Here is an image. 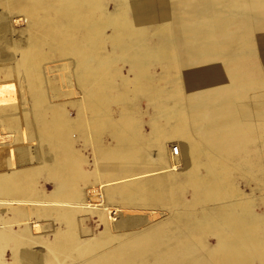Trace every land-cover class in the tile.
I'll return each instance as SVG.
<instances>
[{
  "label": "bare ground",
  "instance_id": "6f19581e",
  "mask_svg": "<svg viewBox=\"0 0 264 264\" xmlns=\"http://www.w3.org/2000/svg\"><path fill=\"white\" fill-rule=\"evenodd\" d=\"M108 2L27 0L16 22L6 8L7 0H0V34H12L9 41L0 37V127L5 132L0 138H13L16 143L13 148H0V207H7L0 213V245L11 255V261L0 264H24V258L21 256L20 262L17 254L19 248L31 253L34 264H253L254 258L264 264V211L257 212L258 206L264 205V173L258 162L260 156L264 158V83H250L255 68L244 67L242 78L227 73L230 86L222 84L217 92L203 94V105L212 121L201 142L190 134L188 124L178 129L166 121L178 117V110L185 119L189 115L191 108L184 92L191 79L213 85L221 78L210 72L197 77L186 73L185 83L161 82L162 87H158L160 79L178 67L173 39L170 44L148 49L145 40L138 37L146 33L126 18L125 0H114L111 11L106 9ZM20 22L24 27L15 30ZM182 35L199 39L203 34L195 29ZM127 62H132L138 75L123 70ZM148 68H159L158 76L151 75ZM78 86L84 91L80 97L75 96ZM182 94L183 105H175V97ZM27 100L33 104L27 105ZM67 101L78 108L77 121L66 123ZM141 101L150 110L147 125L151 131L147 134L140 129L141 112L137 113ZM169 126L175 133L187 130V138H182L186 145L165 138ZM67 133L77 138H63ZM34 140L58 150L54 160H45L42 167V171H53L47 175L55 184L51 197L33 186L39 171L30 165L27 144ZM165 140L175 143L176 155ZM74 143L92 149L91 164L81 161L73 150ZM147 147L158 151L155 163L148 161ZM11 166L15 169L7 173ZM231 169L247 180L249 194L239 192ZM180 173L183 183L177 182ZM78 176L87 178L94 187L88 204L82 198V183H74L75 196L67 193L66 179ZM142 192H146V206L153 209L152 202H159L167 208L164 211L169 221L176 219L179 224L189 221L191 213L201 215L204 231L199 233V244L204 258L186 257L184 251L162 244L157 238L162 226L126 245L110 237L118 225L112 218L121 205L116 199L124 202L129 194L141 197ZM89 209L92 221L95 219L93 247L107 251L103 257L85 262L88 255L78 253L77 217ZM50 217L60 228L52 235V242H42L31 228L38 232L42 229L38 223ZM224 224L231 229L229 235L223 232ZM99 226L101 231H97ZM71 230L75 236L68 235ZM127 246L135 251H118Z\"/></svg>",
  "mask_w": 264,
  "mask_h": 264
},
{
  "label": "rangeland",
  "instance_id": "374dc122",
  "mask_svg": "<svg viewBox=\"0 0 264 264\" xmlns=\"http://www.w3.org/2000/svg\"><path fill=\"white\" fill-rule=\"evenodd\" d=\"M130 1L132 0H125L127 11L126 18L129 22L133 23V25L136 24L135 26L139 27V29H142L146 33L147 36L138 37L139 39H141V41L145 40V42L143 41V43L148 44V49H152L157 46H164L165 43L170 44L172 39V42L175 43L174 47L177 51L176 53L178 57V67H174L172 71H169L166 74L167 76L164 75L162 77L163 79H160V84L158 85V87H162L161 82H166L168 85H174L173 81L177 82L178 84L185 83V81H187V78H185L186 73L189 76L197 77L200 75L203 76L204 74L210 72L211 76H217L218 78H221L213 85H209V83H207L206 85L208 86L200 83L198 79V81L196 79H191L192 83L189 84L188 90L184 92V96L186 95V97H188L191 108L189 115L185 119L181 114V111L178 110V117H173L170 121H166V123H172V126L174 125L178 127V129L182 128V125H184V123L188 124V130L190 134H194V138L203 142V138H206V132L208 131L210 122L212 121L211 118L208 117V110L205 109L206 107H204L203 105L205 103L203 99L206 98H203V94L205 96V94H209V91L211 90H216L215 92H217V89L220 88L222 84L230 86L232 83L229 85L230 80L226 77L227 73H234L236 77L238 76L239 78H242L244 75V67H247L248 69H252V67L255 68V73L252 74L255 78L248 79L250 83H264V0H169V17H167L165 10L159 8L157 2L149 1L147 2V4L137 2L138 4L133 5L134 8H136L133 9L132 3H130ZM144 1L146 2V0ZM114 3V0H110V2H108L106 6V9L111 11L113 9ZM25 6H27V0H7L6 8L9 10L8 12H12V14H14H11V17H13V21H18V12ZM138 9H142L141 13L133 14V11ZM1 11L2 10L0 9V12ZM160 12H163L164 14H161ZM2 15L10 17L9 14ZM49 17L54 18V15L50 14ZM11 19L12 18H10V21ZM149 20H151V22ZM154 20H159V22ZM13 21H11V23ZM18 24H16L18 26H14L15 30L23 28L25 25L24 22H20ZM209 24L210 29L208 28ZM195 29H198V31L202 32L203 34L200 36V40L198 38L194 39L192 38V36H189L187 39L183 37L182 33H193V30ZM6 33H8V35L4 36L3 33L0 34V37H8L7 41H9L12 34L9 32ZM44 50L47 49L44 48ZM195 61L198 62L197 65ZM190 64L192 66H190ZM232 64H236L237 66L235 68L229 66L230 69H228V65ZM131 66L132 62H127L125 63V65H123V70L125 72H129L132 75H138L137 69ZM184 67L185 69H183ZM148 72L153 76H158L157 73L160 72V69L156 68V70H154L153 68H148ZM117 90H120V88H118ZM83 93L84 91L82 92L81 86H78L75 96L80 97ZM111 94L115 95V91H112ZM184 96L182 94L175 97V105H183ZM245 98L246 97H244L243 99L245 100ZM244 100L242 102H244ZM26 103L30 106L33 104V101L27 100ZM25 107L26 106H24V108ZM66 107L67 114L69 115L67 117L66 123H70L71 119L77 121L76 115L78 114V108L76 107L75 103L73 101H67ZM140 112L142 116L139 115ZM149 112L150 110H148L146 102L141 101L138 105L137 113L141 117H139V123L141 122L140 129L146 134L151 131L150 126L147 125L150 122L149 117L147 116V113ZM4 133V127H0V134L3 135ZM243 133L245 134L246 138H249L251 142L252 139L251 137H249L245 129ZM70 134L72 133H67L63 138H77L76 134ZM166 134L167 135L165 138H174V140H177V143H182L184 145L187 144L186 140L182 139L187 138V130L175 133L171 131V126H169L166 128ZM259 138H262V136H260ZM0 140V148H5L8 146L13 148V146L16 145V143L13 142V138H3V140L2 138H0ZM165 142L168 148L172 147V153H175L176 155L175 148L177 146L175 145V143L172 140H165ZM31 143L27 144L30 150V165L33 167V169L39 171L34 178L35 180L33 179V186L37 190L40 189L39 191L42 195L51 197L54 191L53 189L55 188V184L53 180L48 179L47 175L49 174V172L53 171H42V167L46 163L45 160L51 159V162L52 160H54L53 157L57 155L58 150L50 149L46 147V145L38 143L35 140ZM73 150L77 152V155H79V158L81 157V161H83L85 165L88 166L89 164H91L90 161H92V149L89 146H83L81 143H74ZM45 152H48V154H45ZM157 153L158 151H156L152 147H147L145 150L147 159L151 163H155L157 161ZM223 154L226 155L225 152H223ZM258 160V162L261 164L260 168L264 173L263 156H260ZM51 162H49L48 164L51 165ZM239 167L243 168L244 166L240 164ZM13 168L15 169V166L7 168V173H9V171H13ZM179 172H182V170H180ZM232 173L233 180H235L239 192L245 195L249 194L250 189L247 184V180L239 176L237 172L232 171ZM176 178L177 182L179 183L185 182V178L181 173L178 174ZM74 183H82V198H86L85 201L88 204L94 192L93 185L87 178H80L79 176L74 179H66L65 186L67 189V193H69L71 196H75L76 194ZM145 193L146 192H142L141 197H138L134 194H129L130 196L126 199L127 202H122L119 199H116V201L122 206L119 205L114 210L113 214H115V216H113L112 218L117 219L118 225L117 229L111 232L115 235H111L110 237L115 236V238L120 239L118 241L122 243L125 242L126 245L128 244V241H133L134 239L140 241V237L146 236V232L162 226L161 233L165 235L161 234L160 236H157L158 240L161 241L162 244L176 249L177 252L178 249L184 251L183 255L186 257L192 258L193 255H200L204 258V251L201 249L199 244V233H203L204 231V224L200 221L201 215H199L200 217H197L196 215L191 213L189 214V221H181V223L179 224L175 222L176 219H174V222L169 221L166 219L168 212L164 211L167 210V208H164L159 202L158 204L152 202L151 205H153V209L149 205L146 206L144 204V201L146 199ZM261 195L264 196V193H261ZM188 198L189 197L186 195L184 199L185 202L188 201ZM73 201H75V199H72V202ZM68 208H72L71 203H69ZM6 209V206H1L0 213H5L4 210L6 211ZM263 211L264 205H259L257 208V212L262 213ZM67 214L70 218L68 212ZM202 215L204 216L203 213ZM92 216L93 212L89 209L88 213L79 214V217H77L79 230V233L77 235L79 247L78 253L80 256L83 255V257L85 255H88V258L85 259V262H91L96 260L97 258H101L107 251L106 248L95 249L93 247V244H95L96 241L93 234L95 226H93V221H95V219H93L92 221ZM70 220L74 221V219L72 218ZM54 222V217H50L44 221L39 222L38 225H42V229L38 232H35L31 228V231L34 234L32 235L41 236L40 240L42 242H45L47 240L52 242V235L60 228L59 225ZM111 223L114 224V222ZM140 226L144 227L141 228ZM178 227H180L181 230H179ZM175 228H178V230ZM223 228L224 234L229 235L231 229L228 227V225L224 224ZM101 230L102 227L99 226L97 231ZM3 232L5 233L6 231ZM7 232H12L13 234H15L13 231ZM0 233L2 232L0 231ZM123 233L129 234L120 235ZM68 235L75 236V233L71 230ZM124 236L126 237L122 238ZM101 239L102 237L100 238V240ZM211 241L212 240L209 241L211 243L210 245L213 244V241ZM190 246H192L194 250L191 249ZM7 249L8 248L4 249L3 245H0V260L3 259L0 261V263H2L4 260V262H9V260L11 261V255H9L10 251H7ZM118 251H124V254L132 253L135 251V248L127 246L124 249H118ZM17 254L20 257L22 256L24 258V264H34L30 259L31 253H29L28 250L19 248ZM22 257L20 262H23ZM151 261L152 260L148 261V263H151ZM211 264H219V262L212 261ZM253 264H259L257 258H254Z\"/></svg>",
  "mask_w": 264,
  "mask_h": 264
},
{
  "label": "crops",
  "instance_id": "0c3cea01",
  "mask_svg": "<svg viewBox=\"0 0 264 264\" xmlns=\"http://www.w3.org/2000/svg\"><path fill=\"white\" fill-rule=\"evenodd\" d=\"M149 1H151V2H157V5L160 7V8H162L163 10H165L166 11V15H167V17H169V8H170V3H169V0H146V2L144 1V0H140V1H138V0H132V1H130V3H132V8L133 9H135L134 8V4H138L137 2H142L143 4L144 3H146L147 4V2H149ZM135 10L133 11V14H135ZM148 21V20H147ZM150 22H151V20H149ZM153 21V20H152ZM154 21H158L159 22V20H154ZM161 22V21H160Z\"/></svg>",
  "mask_w": 264,
  "mask_h": 264
}]
</instances>
